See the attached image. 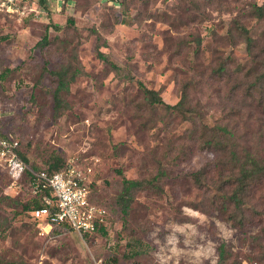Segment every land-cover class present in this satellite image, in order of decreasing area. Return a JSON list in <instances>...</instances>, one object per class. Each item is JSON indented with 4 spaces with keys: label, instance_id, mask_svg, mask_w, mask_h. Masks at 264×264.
<instances>
[{
    "label": "rangeland",
    "instance_id": "374dc122",
    "mask_svg": "<svg viewBox=\"0 0 264 264\" xmlns=\"http://www.w3.org/2000/svg\"><path fill=\"white\" fill-rule=\"evenodd\" d=\"M118 1L29 0L25 13H0L5 130L34 166L74 161L113 217L106 236L42 231L23 208L27 179L13 184L0 166V264H264V180L234 223L221 210L230 171L212 169L204 146L208 127L228 124L264 157V17L252 13L264 0ZM237 22L256 38L252 50ZM73 54L79 72L57 115L51 71ZM140 82L169 104L186 91L185 107L151 105ZM123 175L145 182L126 216Z\"/></svg>",
    "mask_w": 264,
    "mask_h": 264
},
{
    "label": "trees",
    "instance_id": "16d2710c",
    "mask_svg": "<svg viewBox=\"0 0 264 264\" xmlns=\"http://www.w3.org/2000/svg\"><path fill=\"white\" fill-rule=\"evenodd\" d=\"M114 1H117L120 4V1ZM252 13L255 16L263 18L264 3L261 5L256 3L253 6ZM71 22H73V20H71ZM236 24L240 29V34L245 37L248 43L249 50H252V47H254V44L256 42V38L250 35V31L246 26H244L240 22H237ZM48 42L49 34L46 32L44 34V37L38 42V45L43 46ZM98 55L104 61L111 64L115 69L119 68L118 65L113 63L101 50L98 51ZM75 61H77V58L73 54L70 59L51 71L52 74L57 77V87L54 92L55 114L57 115L61 112V108L64 107L62 92L69 89L71 82L75 80L76 75L79 72L78 65L74 63ZM4 76L5 75L2 74L0 75V78H4ZM140 86L144 90L145 99L153 106L162 105L170 110H178L185 107V103L188 98V94L186 93V91L183 92V97L177 104H169L164 101L159 90L151 89L145 86L142 82H140ZM208 128L210 134H208V137L204 139V146L206 148L212 149L215 153V162L212 169L217 170L220 174L223 175L225 174V170H229L231 175V178L229 180L231 189L230 192H226V199L221 206V210L227 215V218L232 220L234 223L244 224L246 220L244 212L250 190H252L254 184L260 182L261 180H264V157L258 151H255L251 147L240 145L235 131L228 124L216 125ZM19 154L35 170H46L49 173H54L62 170L67 165L66 159L57 155L51 156L47 160V167L39 168L38 166H34L30 163L29 157L22 150L21 145ZM119 172L123 174L121 170H119ZM206 173L208 172H206V169L203 167L202 169L196 171L193 175L197 181H201L202 177H204ZM144 185L145 182L139 178H128L123 175L122 188L117 196L116 201L120 206L121 212L125 216L129 213L130 204L133 200L134 190L141 188ZM91 192V201L97 205L103 206L107 210L106 223L98 227V233L106 236L109 233V224L111 223V219L113 217L106 205L101 204L94 199V196H92V188ZM47 195H50V192L45 191L40 194L33 195L30 201H27L23 205V208L26 211L30 212V214L32 215V211L34 208H38L44 205V197ZM34 220L39 225L40 220L35 218ZM59 227H62L64 230H72V228L67 223L63 224L62 226L54 224L52 230L56 231ZM92 235L95 234H88L86 236ZM136 241L142 242L140 239H136ZM225 251L226 245L222 243L219 246L220 259L224 260ZM136 255H138V253H136ZM117 262V258L114 257L113 259H111L112 264H116Z\"/></svg>",
    "mask_w": 264,
    "mask_h": 264
},
{
    "label": "built area",
    "instance_id": "2783aa9c",
    "mask_svg": "<svg viewBox=\"0 0 264 264\" xmlns=\"http://www.w3.org/2000/svg\"><path fill=\"white\" fill-rule=\"evenodd\" d=\"M28 1L0 0V12L25 13ZM20 145L17 136L5 130L0 114V166L13 184L27 179L33 195L50 192L44 197V205L32 211L33 217L40 220L41 230L46 231V224L53 227L54 224L62 226L67 223L81 237L98 234V227L107 221V210L91 201L88 175L74 161L67 162L62 170L54 173L35 170L20 156Z\"/></svg>",
    "mask_w": 264,
    "mask_h": 264
},
{
    "label": "crops",
    "instance_id": "0c3cea01",
    "mask_svg": "<svg viewBox=\"0 0 264 264\" xmlns=\"http://www.w3.org/2000/svg\"><path fill=\"white\" fill-rule=\"evenodd\" d=\"M44 225H45V224H44ZM45 228H46V231H50V230H52L53 227H51L50 225H47V224H46V227H45Z\"/></svg>",
    "mask_w": 264,
    "mask_h": 264
}]
</instances>
